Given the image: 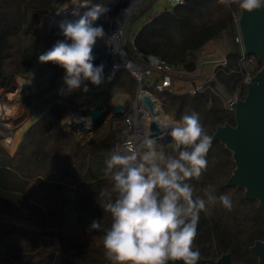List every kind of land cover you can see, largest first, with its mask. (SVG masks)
<instances>
[{
	"label": "trees",
	"instance_id": "1",
	"mask_svg": "<svg viewBox=\"0 0 264 264\" xmlns=\"http://www.w3.org/2000/svg\"><path fill=\"white\" fill-rule=\"evenodd\" d=\"M59 1L0 0V89L13 90L15 79L31 70L38 41L27 40L24 32H32L33 15L39 22ZM153 2H144L142 12ZM240 13L237 4L185 0L141 22L132 40L138 52L156 55L178 72H195L207 52L206 44L236 29ZM236 42L239 47L226 52L227 63L216 67L215 82H221L229 93L241 88L244 97L241 43ZM263 65L260 61V68ZM137 83L121 67L109 86L134 94ZM65 97L59 93L46 99L47 103L33 105L38 116L26 127L13 153L0 140V264H113L103 248L111 217L103 211L100 192L111 186L104 174L105 160L117 148L120 128L107 120L89 140L79 138L63 124L67 104L58 98ZM157 97L164 111L178 121L184 114L198 113L212 137L218 125L235 124L234 111L211 86L196 93L165 90ZM3 121L0 129L7 127ZM167 145L164 150L170 151ZM207 160L199 180L190 181L194 196H202L212 185L217 197L230 196L233 207L229 211L219 202L209 204V211L200 213L194 245L205 257L230 252L235 264H257L252 246L264 238V208L258 200L246 198L244 189L227 185L236 163L220 140L212 142ZM94 220L101 227L90 231Z\"/></svg>",
	"mask_w": 264,
	"mask_h": 264
},
{
	"label": "clouds",
	"instance_id": "2",
	"mask_svg": "<svg viewBox=\"0 0 264 264\" xmlns=\"http://www.w3.org/2000/svg\"><path fill=\"white\" fill-rule=\"evenodd\" d=\"M220 4H237L246 12L264 9V0H219ZM86 8L81 14V9ZM110 8L85 0L72 7L75 21L62 23L63 40L38 56L39 63H53L64 69L61 94L104 83L103 63L96 65L93 55L98 40L108 45L102 24L95 23L107 16ZM115 35V33L113 34ZM115 52V50H113ZM171 138L170 151L157 138L145 137L135 149L122 152L114 149L105 160L104 174L111 186L100 192L103 211L111 217L110 227L102 238L104 253L113 264H198L200 252L194 250L200 213L209 211L208 205L219 202L231 211L228 194L217 197L212 185L194 196L191 180L199 178L207 169V156L213 137L200 122L199 114H184L175 123L165 122ZM100 221L94 220L90 231H97Z\"/></svg>",
	"mask_w": 264,
	"mask_h": 264
},
{
	"label": "water",
	"instance_id": "3",
	"mask_svg": "<svg viewBox=\"0 0 264 264\" xmlns=\"http://www.w3.org/2000/svg\"><path fill=\"white\" fill-rule=\"evenodd\" d=\"M242 46L247 54H256L260 61L264 62V9L251 13L241 10L238 20ZM53 35L63 36L62 32H50ZM94 62L106 60L104 74H108L110 68L118 69L119 64L114 62L108 54L102 40H98L94 46ZM129 59L126 54L121 63L123 67ZM139 89V85L137 90ZM134 97H137L135 93ZM141 101L152 113H155L156 100L151 92L142 90ZM127 101L123 97L113 107V116H122L126 112ZM82 119L90 118L94 129L106 122L108 111L103 106L78 107ZM163 109V108H162ZM235 124L226 122L218 125L213 134V141L220 140L233 153L236 163L233 173L227 180V185L238 186L245 190V197L259 201L258 206L264 208V65L254 74L247 83V93L233 104ZM168 130L162 127L156 119L150 124V137L157 138L163 144L170 142L167 136ZM194 250L200 249L193 244ZM252 251L258 256L257 264H264V238L256 240ZM169 264H183L182 261L169 262ZM198 264H235L230 252L222 254L218 258L205 257L200 252ZM246 264V263H242Z\"/></svg>",
	"mask_w": 264,
	"mask_h": 264
},
{
	"label": "rangeland",
	"instance_id": "4",
	"mask_svg": "<svg viewBox=\"0 0 264 264\" xmlns=\"http://www.w3.org/2000/svg\"><path fill=\"white\" fill-rule=\"evenodd\" d=\"M83 1L84 0H79V1L78 0H61L59 1L58 5H56L54 8L50 9L49 11H47L48 14L43 16L39 22L35 20V16L33 15L34 23L32 26V32L31 33L28 31L24 32L27 40H30V41L37 40L38 41V48H37V52L34 57L35 60H34L33 66L31 70L27 72L25 76H18L15 79L13 83V86H14L13 90H6V87H2L0 89V104L12 103L16 105V108H18V109L14 108L13 111H11V115H8L2 118L4 119L3 122H6L7 127H5V129L4 128L0 129L1 142L12 153L14 152L18 142L21 140L22 134L24 130L26 129V127L29 124H31L38 116V112H36V110L32 108L33 105L36 103H43V102L47 103L45 101L46 99H51L53 95L61 93L60 90L64 87L63 85L64 69L53 63L42 64V63H39L38 61V56L40 54L50 49L56 43L57 40L64 39L63 36L53 35L50 33L48 22L50 18L52 17H54L55 20H57L59 18L66 16L71 11L74 5L80 4ZM95 1H100V0H95ZM147 1L148 0H143L131 13H129L122 26L123 31H124L122 46H124V48L127 50V53L130 59H133L134 61H137V62L141 61V57L136 51V49L134 48L133 40H132L137 30V27L141 22L147 19L148 15L160 9L161 5L166 4L165 3L166 0H157L156 1L157 3L153 2L152 6L143 13L142 9H140V6L144 2H147ZM161 2L162 4L160 5ZM169 3H170L169 5L171 6L172 4L170 1ZM150 16H152V14ZM115 20H116L115 17H111L113 28L115 26ZM239 36H240V32H239V27L237 23L236 29L230 28L228 31L221 34V36L215 39V48L213 50L211 49L209 50L210 53H212V57L219 58L222 55H224V53H226L228 49H232V50L237 49L239 45L236 42V39ZM105 61L106 60L103 59V61L99 60L98 62H94V63L96 65H99L101 63L105 64L106 63ZM212 67H213V63H208L206 68L204 69L205 72H202L201 70V72H199L201 73L200 75L202 74L204 76L210 75L212 72ZM127 69L132 74L131 69L129 68ZM117 70L115 71V73L117 72ZM104 76H105L104 83H102L100 86H93L90 82L85 81L84 83L87 84L89 88V91L87 93L83 91L84 85L82 84L81 89L75 90L71 94H65L66 95L65 98H58V100L63 101L67 104V110L63 117V124L66 127H68L70 130L74 131L78 136L82 134L80 131L82 127L80 128L74 124L72 125L68 123L69 122L68 118L72 115L71 113H73L72 110L78 107H94L97 105H101L104 107L105 110L108 111V115L106 119L107 121V120H110L113 116V107L115 106V104L119 102L123 97L128 96L129 101H127L126 111L127 112L133 111V99H134V95L136 91L134 94H132L128 92H123L119 89H112L109 86L110 79H109L108 74H104ZM21 82H24L25 84L24 85L22 84V87L20 88L19 84ZM138 85H139V82L137 83V88H138ZM19 91H21V94L23 95V97L20 100H17L16 97L13 98V95L15 93H18ZM151 91L156 95V97L158 96L157 91L155 90H151ZM11 93H13L12 96L9 95ZM158 103L163 108L161 101ZM15 110L17 113L15 112ZM12 112H15V113H12ZM69 112L71 113L68 114ZM164 113L166 117H168L172 123L178 122V120H176L173 116L167 114L165 111ZM5 118L7 119L5 120ZM150 124L151 122L148 124L149 127H150ZM12 127L14 128L13 132L9 131V129ZM86 128L87 130L85 132V135L88 138L85 137V140H89L95 135L96 130L94 129V131L91 133L92 130L89 129L88 126ZM8 140H10L11 143ZM166 145L167 144L165 143L162 145L164 146V149Z\"/></svg>",
	"mask_w": 264,
	"mask_h": 264
},
{
	"label": "built area",
	"instance_id": "5",
	"mask_svg": "<svg viewBox=\"0 0 264 264\" xmlns=\"http://www.w3.org/2000/svg\"><path fill=\"white\" fill-rule=\"evenodd\" d=\"M79 1V0H78ZM143 0H139L136 6L131 10V12L142 2ZM172 4V7L177 4H182L185 2V0H169ZM85 2V0L83 1ZM91 2H97L95 0H91ZM49 11V10H48ZM47 12V11H46ZM59 12V11H58ZM130 12V13H131ZM50 15V13H49ZM123 28H121V40L123 45ZM241 43V56L239 58V63L244 69V77H243V83L247 85V83L251 80V78L254 76V74L260 69V60L256 54H247L242 46V38L241 36L237 37L236 39ZM134 45V43H133ZM134 48L136 49L135 45ZM124 51L127 53V50L124 48ZM137 51V50H136ZM138 52V51H137ZM205 57L201 58L199 61V65L202 63H213L212 72L210 75H205L202 78L198 79L194 84H192L188 88H182L177 87L175 84V80L178 77H181L180 73L173 67L163 60L162 58L152 55V54H146L144 52H138V54L141 57V61L137 62L133 59H130L129 62L134 63L137 68H132L129 63L125 64L129 66V69H131L132 74L134 75L135 79L139 82V89L136 90L137 97H134L133 99V105L134 100H138L140 92L142 90H146L148 92H151L157 102H160L159 99L155 96V94L151 90H155L157 92H163L165 90H170L174 92H184L189 91L191 93H196L197 91L204 90L206 87L211 86L212 90L220 96L225 106L233 110V104L240 98L241 96V88H238L235 92L229 93L225 89V86L221 82H215V69L220 64H226L227 63V53H224L219 58L212 57V53L205 52ZM129 56V55H128ZM119 64V63H118ZM198 65V67H199ZM123 67L122 64H119V68ZM111 73H108L109 79L111 80L113 78V75L115 74L116 69L110 70ZM185 73V72H184ZM194 73V72H187ZM183 78V77H181ZM134 111V110H133ZM133 111L132 112H125L122 116H112L110 119L113 122L114 126H117L120 128V135L117 140V148H119L122 152H126L130 149H135V147L145 138L151 136L149 133L141 134L136 123L135 119L133 118ZM83 121H87L90 123L89 129L94 131V122L87 118ZM69 124H74L78 127H82V123L79 121H72L68 122ZM150 129V127L148 126ZM81 135L78 136L79 138L85 140V137L88 138L85 133L83 127L80 129ZM158 143L162 146L163 143L161 141H158Z\"/></svg>",
	"mask_w": 264,
	"mask_h": 264
},
{
	"label": "bare ground",
	"instance_id": "6",
	"mask_svg": "<svg viewBox=\"0 0 264 264\" xmlns=\"http://www.w3.org/2000/svg\"><path fill=\"white\" fill-rule=\"evenodd\" d=\"M138 1L139 0H100L97 2H92L93 4H96V3L103 4L106 7L111 9V11L107 14V16H101L100 19L98 21H96L95 23L102 24L106 33H108V35L106 36V40L108 42V45L105 43V41H103V40L102 41L106 47V51L108 52V54H110L113 57L114 62L119 63V64H121L126 58V52L124 51L123 46H122L121 28L123 26V23H124L127 15L136 6ZM83 3L84 2H81L80 4H83ZM87 10L88 9H86V8H82L81 14H83V12L87 11ZM70 13H71V11L66 16L59 18L57 20H55V18H54L48 26L50 32L60 33V32H62V29L60 28V25L62 23H66L69 21H75L76 19L79 18V17L72 16ZM111 17L116 18L114 28L112 26ZM114 33H115V35H113ZM113 50H115V52ZM127 63H129V65L132 68H137V66L134 63L129 62V60L127 62H125V64H127ZM113 69H114L113 67L110 68V70H113ZM110 73H111V71H109V74ZM22 84L24 85L25 83L21 82L19 84L20 88L22 87ZM141 92H140V94H141ZM14 97H16L17 100H20L23 97V95L21 94V91H19L18 93H15L13 95V98ZM124 98L126 101H129L128 96H126ZM14 108H16V105H14L12 103L0 104V119L4 118L5 116L11 115V111H13ZM16 109H18V108H16ZM133 110L134 111H133L132 115H133V118L135 119V123H136L141 134H144V133L150 134V129L148 128V124L154 119L158 120L161 125H163L165 122L170 123V124L172 123L169 120V118L166 117L164 110L162 109L161 105L157 101H156V106H155V113H152V111L142 103L141 95H139L138 100H134ZM72 111H73V113H71V112L68 113V114H70V113L72 114L68 118V120L70 122H72V121L81 122L82 123L81 125H82V127L84 129V133H85L87 130L86 127L87 126L90 127V123L87 121H83L82 115H81V113H79V111L77 109H74ZM15 112H16V110H15ZM15 112H12V113H15ZM13 130H14L13 127L9 129V131H12V132H13ZM166 130L170 131V128L166 129ZM91 133H92V131H91ZM9 136H10V134H9ZM167 136L168 135H165L163 137V139L166 138ZM8 141L11 143L10 140H8Z\"/></svg>",
	"mask_w": 264,
	"mask_h": 264
},
{
	"label": "crops",
	"instance_id": "7",
	"mask_svg": "<svg viewBox=\"0 0 264 264\" xmlns=\"http://www.w3.org/2000/svg\"><path fill=\"white\" fill-rule=\"evenodd\" d=\"M157 0H155V2H156ZM168 1V2H167ZM157 3V2H156ZM166 4L165 5H161L162 4V2L160 3V5H161V7H160V9H158L156 12H154V13H151L152 15H154V14H156L157 12H160V11H162V10H164V9H167V8H171L172 7V5L170 6L169 4V0H166V2H165ZM150 14V15H151ZM141 15H143V14H141ZM150 15H148L147 16V18H149V16ZM141 24V23H140ZM205 48L207 49V53H209L210 51V49L211 50H213L214 48H215V39H213V40H211V41H209L207 44H206V46H205ZM203 53V52H202ZM205 54L206 53H203V55H202V57H203V59H204V57H205ZM207 64L208 63H202L201 65H199V67L197 68V70L194 72V73H180V75H181V77H183V78H181V77H178V78H176V80H175V84H176V86L177 87H182V88H188V87H190L192 84H194L198 79H200V78H202L204 75L202 74V75H200L201 73H199V72H201V70H202V72H205L204 71V69L206 68V66H207Z\"/></svg>",
	"mask_w": 264,
	"mask_h": 264
}]
</instances>
